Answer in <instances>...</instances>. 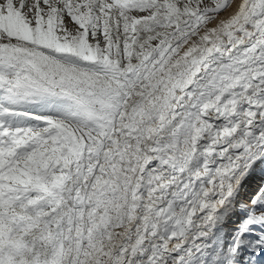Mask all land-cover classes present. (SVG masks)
I'll return each instance as SVG.
<instances>
[{"label": "snow or ice", "instance_id": "obj_1", "mask_svg": "<svg viewBox=\"0 0 264 264\" xmlns=\"http://www.w3.org/2000/svg\"><path fill=\"white\" fill-rule=\"evenodd\" d=\"M0 264H264V0H0Z\"/></svg>", "mask_w": 264, "mask_h": 264}]
</instances>
